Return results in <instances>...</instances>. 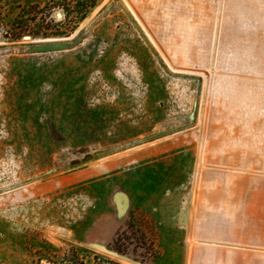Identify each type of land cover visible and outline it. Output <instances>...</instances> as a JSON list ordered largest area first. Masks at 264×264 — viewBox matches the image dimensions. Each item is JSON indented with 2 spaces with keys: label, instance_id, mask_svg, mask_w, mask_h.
<instances>
[{
  "label": "rangeland",
  "instance_id": "1",
  "mask_svg": "<svg viewBox=\"0 0 264 264\" xmlns=\"http://www.w3.org/2000/svg\"><path fill=\"white\" fill-rule=\"evenodd\" d=\"M139 258L264 264V0H0V264Z\"/></svg>",
  "mask_w": 264,
  "mask_h": 264
},
{
  "label": "trees",
  "instance_id": "2",
  "mask_svg": "<svg viewBox=\"0 0 264 264\" xmlns=\"http://www.w3.org/2000/svg\"><path fill=\"white\" fill-rule=\"evenodd\" d=\"M137 261L139 262V264H146L144 258H139Z\"/></svg>",
  "mask_w": 264,
  "mask_h": 264
},
{
  "label": "water",
  "instance_id": "3",
  "mask_svg": "<svg viewBox=\"0 0 264 264\" xmlns=\"http://www.w3.org/2000/svg\"><path fill=\"white\" fill-rule=\"evenodd\" d=\"M58 16H62V14L61 13H58Z\"/></svg>",
  "mask_w": 264,
  "mask_h": 264
}]
</instances>
